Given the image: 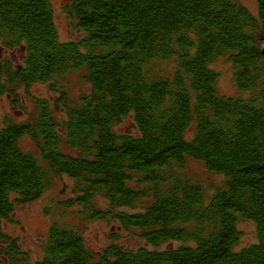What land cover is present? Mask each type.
Listing matches in <instances>:
<instances>
[{
  "label": "trees",
  "instance_id": "1",
  "mask_svg": "<svg viewBox=\"0 0 264 264\" xmlns=\"http://www.w3.org/2000/svg\"><path fill=\"white\" fill-rule=\"evenodd\" d=\"M52 1L0 0V96L19 105L34 83L53 93L0 123V264H264V0L257 14L237 0H62L69 39ZM222 56L236 93L217 90ZM78 69L89 89L73 99L63 77ZM188 159L221 183L208 193L184 175ZM62 176L65 203L115 225L111 241L90 250L53 220L32 262L3 224ZM243 219L256 240L237 248ZM123 231L143 243H120Z\"/></svg>",
  "mask_w": 264,
  "mask_h": 264
},
{
  "label": "rangeland",
  "instance_id": "2",
  "mask_svg": "<svg viewBox=\"0 0 264 264\" xmlns=\"http://www.w3.org/2000/svg\"><path fill=\"white\" fill-rule=\"evenodd\" d=\"M244 5L248 10L257 14L256 0H237ZM62 0H53L54 19L57 30L61 39H69L74 36L70 29L68 17L61 10ZM13 59H19L20 54L16 51L4 50ZM163 64V63H162ZM171 62L167 61L164 65L166 70L170 69ZM211 67L218 72L217 90L223 94L236 93V86L233 81V69L230 62L224 57L216 58ZM83 70H72L64 75L63 80L66 81L69 95L73 99H77L79 95L85 93L89 89V83L83 79ZM149 78H152L149 75ZM19 98L21 104H13L9 100L7 94L0 96V123L4 118H9L13 121L19 122L27 118V116L34 111V102L31 95L39 97L52 98L53 93L48 89L46 83H34L28 89V94L23 89L19 91ZM131 127L129 118H125L118 126V130H128ZM21 146L38 155V150L34 141L28 137L23 136L20 139ZM184 175L201 182L207 187V192H211L210 186L219 184L222 181V176L208 171L206 167L198 160L188 159L183 169ZM72 181L66 176L55 178L52 187L46 190L36 200L18 205L13 213L16 222H5L4 229L18 236L22 247L29 250L31 254V261H35L42 255V244L45 241L48 226L53 220L61 223L72 224L80 229L84 237L85 243L90 250H99L110 242L109 234L114 230L115 225L110 222L98 219H85L73 206L65 203L70 195V188ZM104 204L105 201L101 200ZM237 227L241 231L236 247H242L256 240V230L252 221L239 220ZM129 247H136L143 243L142 239L121 232L119 240Z\"/></svg>",
  "mask_w": 264,
  "mask_h": 264
}]
</instances>
